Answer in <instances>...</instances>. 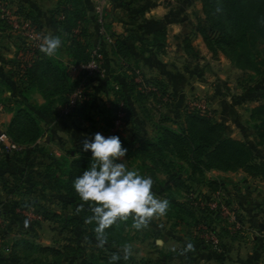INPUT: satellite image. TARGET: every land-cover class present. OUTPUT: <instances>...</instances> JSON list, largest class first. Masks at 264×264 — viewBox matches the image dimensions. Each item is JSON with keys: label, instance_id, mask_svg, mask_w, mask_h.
<instances>
[{"label": "rangeland", "instance_id": "374dc122", "mask_svg": "<svg viewBox=\"0 0 264 264\" xmlns=\"http://www.w3.org/2000/svg\"><path fill=\"white\" fill-rule=\"evenodd\" d=\"M101 1H103L102 18L108 17L111 21H116L122 29L120 34L115 35L127 47L130 64L138 66L140 74L147 79L158 78L164 82L166 76L163 74L167 72L163 69L164 61L163 64L157 65L160 61H152L154 55L149 57L150 54L156 55V51L152 48L144 52L138 50L141 46L139 42L149 38L153 29L161 28L147 13L150 10H159L162 13L160 18L171 19L172 23L185 22L184 36L189 37L194 48V56L188 55L184 59L177 58L178 60L175 57V62H169L170 66L167 69L170 73L171 69L182 71L186 78L182 83L184 86H178L179 94L171 91L173 102H157L158 99L148 98L143 99L138 105L133 100V93L127 90L132 86L128 83L129 65L123 68L119 59L112 56L110 49L102 42L100 45L105 55L104 75L88 78L84 87L87 93L85 98L89 99L87 117L68 116L67 112L55 120H50L38 114L42 134L39 143L48 152L55 156L74 155L78 149L83 148L82 142L85 139L93 138L97 132L106 137L115 130L127 139L129 147H133L138 140L155 134L158 118L165 116L180 121L184 109L188 107L201 111V108L195 105L199 103L204 106L202 111H209V115L214 119H224L228 116L226 120L230 130L228 133L248 144L257 158H264V146L256 144L253 122L249 117V110L261 102L259 97L264 96V64L257 74L241 71L225 60L221 54L213 57L206 52L204 46L200 49V41H196L195 36L196 19L201 16L198 0H122V3H112L109 0H0V132H4L10 112L2 105L10 106L13 98L31 107L33 102H42L41 96L36 92H30L27 97L19 94L20 85L16 83L18 78L15 70L31 55L30 51L40 50L39 45L44 36L61 38L62 46L57 52L59 57L69 64L70 57L66 52L68 35L63 31L65 21L62 20L63 16L59 11L56 14V10L61 9L65 14L75 8L81 10L87 33V36L82 38V42L87 41L89 46L94 43L95 46L98 44L96 5ZM105 24L110 29V23L106 21ZM66 25L68 26V23ZM77 30L75 28L73 33H77ZM110 31L112 34L115 32L111 29ZM167 42L173 47L174 39L171 35ZM172 51L175 49L169 50ZM139 56L143 58L139 60ZM154 62L155 69L152 68ZM203 70L202 75L196 77L198 72ZM68 73L72 78L76 77V73L70 71ZM198 79L208 85L206 86L208 92L204 93L205 90L198 89L195 83ZM2 81H5L10 88ZM115 85L118 86L117 90L114 88ZM147 88L148 86L138 90L147 92ZM120 93H124L132 113V121L127 126L121 124L120 128L114 127L113 124L108 127L112 114L111 103L115 102L116 94L120 95ZM5 97L7 99H4L3 104L2 98ZM180 97L181 99H178ZM59 107L57 105L56 108ZM121 107L119 103L118 108ZM33 111L37 114L35 109ZM137 156L124 157L120 162L129 170H136L142 176L148 177L143 170L135 167L137 161L134 158ZM43 162L45 160L40 155L33 153L31 166L34 170H39ZM11 172H14L11 165L0 163V255L5 256L9 252L5 247H10L19 239H26L40 246H70V249L63 250L64 255L60 259V264H73L77 260L74 252L80 255L88 252L78 227L71 230L70 225L65 224L66 216L73 212L69 205L62 208V203L67 199L61 194L48 191L43 192L39 197L35 195L38 192L29 197L22 196L18 192L9 194L3 188L1 181L4 180L8 186H12ZM237 174L241 178H238ZM157 177L161 178L159 175ZM204 178L215 180L213 185L216 187L211 190L212 192L206 191L208 188L204 184L190 182L188 186L191 189L187 190L188 192L179 189L174 196L179 200L192 198L198 209H201V206L203 209L205 206L208 207L207 203L210 202L208 199L213 196L212 201L230 205L236 214L240 229L234 231L231 223L224 217L218 215L211 217L199 211H194L192 217L188 216L183 221L172 216L168 218L164 215L155 216L145 228L137 230L133 225L124 228V236L128 239L127 244L132 246L131 257L136 264H140L142 259L149 263L171 264H264V187L256 178L249 177L242 171L210 172L204 174ZM164 180L168 182L167 178ZM26 181L28 179H25ZM163 187V183L160 185L158 180H153L152 192L159 199H163L166 195L163 193ZM174 191L176 192V189ZM34 196H37L35 204L55 212L57 218L43 219L40 216L37 219L38 205L31 204ZM167 212L173 213L169 208ZM193 220L205 222L207 230L218 238L219 244L213 246L208 241H204L197 229L200 227L196 228ZM189 241L194 244L195 250L182 254ZM121 248L118 247V250ZM255 253L261 255L254 257ZM42 256V253L30 252L23 262L30 264V258L37 259Z\"/></svg>", "mask_w": 264, "mask_h": 264}, {"label": "trees", "instance_id": "16d2710c", "mask_svg": "<svg viewBox=\"0 0 264 264\" xmlns=\"http://www.w3.org/2000/svg\"><path fill=\"white\" fill-rule=\"evenodd\" d=\"M109 1L122 3V0ZM198 2L201 16L196 19L195 33L200 36L210 56L215 57L221 54L236 69L259 73L261 65L264 64V0H198ZM56 11V14L58 11L62 14V20L65 21L63 31L68 35L66 36L68 39L66 52L70 57L69 64L85 62L89 58V52L94 43L89 46L87 41L82 42V38L87 36L83 12L77 8L66 14L61 9ZM102 26L111 37V43L103 42L110 49L111 55L119 59L123 68L129 65L128 83L132 86L127 90L133 93V100L138 105L143 99L148 98L158 99L157 102L170 103L173 101L172 92L168 91L166 84L158 78L147 79L142 76L138 66L130 64V56L125 44L121 43L114 33L112 34L105 23H102ZM75 28L78 29L77 33H73ZM97 36L99 44H102L103 38L100 35ZM139 43L141 45L139 52L152 48L156 53H161L166 44L165 31L155 28L149 38ZM181 43L183 52L191 57L194 56V48L187 35L182 37ZM100 47L102 49V45ZM30 52L31 55L27 60L20 63L15 70L18 78L16 83L20 85L19 94L23 97H27L30 92H36L41 96L42 102H33L31 107L13 98L10 106L2 105L11 112V117L3 131L12 142L20 146L19 149L7 150L0 144L2 153L0 163L2 165L8 163L14 168L10 176L12 186H8L6 181L2 180L3 188L9 194L18 192L26 197L36 192L38 194L35 195L39 197L43 192L48 191L61 194L67 199L62 203V208L69 205L73 212L66 216L65 224L70 225L71 230L78 227L79 234L88 247V252L84 254L74 252L77 260L73 264H127V262L136 264L131 256L124 259L123 253L118 250V247H123L128 243L123 231L124 228L133 225L131 217L126 221H118L106 229L107 243L103 247L97 246L94 233L95 222L91 224L85 222L86 218L92 215L90 206L80 200L73 187V181L90 166L91 151H84L80 148L74 155L55 156L39 143L42 134L38 114L50 120L63 116L60 107L67 101L76 81L68 73L69 64L59 57L58 52L51 57L38 49ZM135 71L141 76L140 83L134 81ZM2 83L10 88L5 81ZM142 85L152 86L150 87L152 89L141 92L138 89L143 88ZM114 88L117 90L118 86L115 85ZM84 95H87L86 91ZM124 97V93L116 94L115 102L111 103L110 113L112 114L108 127L112 126L118 111L123 113L122 125H130L132 113ZM259 98L261 102L249 110V117L253 122L256 144L264 146V96ZM4 99L7 98H2L3 104ZM88 101L89 99L85 98L74 104L67 113L68 116L87 117ZM119 103L121 108H118ZM57 105L60 106L58 109ZM34 109L37 114L33 111ZM182 114L180 121L171 120L165 116L158 118L155 134L138 140L133 147H129V142L118 130L110 132L106 137L119 136L122 146L128 150L125 157L131 158L138 155L134 158L137 161L135 167L143 170V173L150 176L152 180H158L160 185L164 184L163 193L166 195L163 199L168 200L169 209L173 212L172 214L167 212L165 217L172 216L183 221L188 216L192 217L194 211L214 217L217 216L216 212L208 207L205 206L203 209L201 206V209H198L192 198L179 200L174 194L176 195L179 189L181 191L191 189L188 186L190 182L204 184L209 191L214 190L215 180L204 178V174L209 170L242 171L247 176L258 178L264 183V158H257L252 148L244 141L229 136L223 123L212 118L209 111L188 107ZM33 153H37L45 160L39 170H34L31 166ZM155 173L166 175L170 184L166 183V180L156 178ZM25 179H28L27 183ZM37 196H34L31 204L38 205L35 204ZM81 204H83V209L77 212ZM36 212L43 219L57 218L55 212L43 209L39 205ZM193 225L196 228L200 227L197 228L200 232L201 227L206 228L205 222L199 220L195 222L193 220ZM5 249L9 252L5 256L0 255V264H24L23 261L30 255V252L43 255L42 258H30V264H60V259L64 255L63 250L70 249V246H40L26 239H19ZM114 253H119L120 259L112 262L110 258ZM140 264L171 263H149L142 259Z\"/></svg>", "mask_w": 264, "mask_h": 264}, {"label": "clouds", "instance_id": "9594fccd", "mask_svg": "<svg viewBox=\"0 0 264 264\" xmlns=\"http://www.w3.org/2000/svg\"><path fill=\"white\" fill-rule=\"evenodd\" d=\"M61 46L59 36H44L39 45L40 50L49 57L54 56ZM82 143L84 151H91V164L74 179L73 187L80 200L90 206L92 215L85 222H95L98 247L107 243L106 229L118 221H126L131 217L133 227L139 230L147 227L153 217L167 213L169 202L154 195L152 178L129 170L120 162L128 150L122 146L119 136L105 137L97 132L93 138L85 139ZM82 209L83 204L78 206L77 212ZM194 250V244L189 241L182 254ZM120 251L124 259H128L132 246L125 244ZM119 259V253H114L110 258L112 262Z\"/></svg>", "mask_w": 264, "mask_h": 264}, {"label": "built area", "instance_id": "2783aa9c", "mask_svg": "<svg viewBox=\"0 0 264 264\" xmlns=\"http://www.w3.org/2000/svg\"><path fill=\"white\" fill-rule=\"evenodd\" d=\"M102 5L103 1H101L99 4L96 5V21L99 24V27L97 28V33L100 35L103 39L102 42L105 43H111V37L105 32L103 26H102ZM31 36V34H30ZM100 41H98V44L93 46L90 49L89 52V58L85 62L81 63H75V64H69L68 65V71L76 73V77H73L76 81L75 87L73 88L72 92L68 95L67 101L60 107L61 113H67L71 110V108L74 106V104L81 102L83 99H85L84 95V87L86 85V80L88 78L92 77H103L104 75V54L100 47ZM136 75L134 78L135 82L140 83L141 76L139 72L135 71ZM72 77V76H71ZM142 87H146L142 85ZM152 86H149L147 89ZM192 105V103H189ZM197 107L201 108V111L203 110L204 106L199 103H195ZM123 119V113L121 111H118L115 115V118L113 120V126L120 128L122 124ZM0 144L7 150L12 149H19L20 146L12 142L7 135L4 132H0ZM207 206L212 211L216 212L218 217H224L226 218L229 223H231L232 228L235 230L240 229V225L238 224L236 220V214L234 210L230 207V205L225 204L224 202H217L210 200L209 203H207ZM36 218L39 219L40 216L36 214ZM202 231L200 232V236L204 241H208L213 246H217L219 244L218 238L209 230H207L204 227H201Z\"/></svg>", "mask_w": 264, "mask_h": 264}, {"label": "crops", "instance_id": "0c3cea01", "mask_svg": "<svg viewBox=\"0 0 264 264\" xmlns=\"http://www.w3.org/2000/svg\"><path fill=\"white\" fill-rule=\"evenodd\" d=\"M200 13H199V15H201ZM147 14L150 17H153V19L156 21L158 27H161L160 29H164L165 30V33H166V44L164 46L163 52L157 53L156 55L155 54H150L149 57H152L154 55V58L152 59V61H155V60L160 61V63L158 62L157 65L163 64L162 63L163 61L165 62V65H163V69L165 71H167V72L165 74H163L164 76H166L165 80H163V81L166 84L167 89H169V91H172L175 94H179L178 92L180 90L178 89V86L179 87L184 86V84L182 85V83L186 80L185 74L182 71L180 72L178 69H171L172 72L170 73V72H168L167 69H169V66H170V63L169 62H173V61L175 62V57H176V59L177 58L178 59H184V58H186V56H188V55H186L183 52V50H182V43H181L182 37L185 34L184 33V30H183V28L186 26L185 25V22H182V23H179V22L172 23L171 19H166L165 17L164 18H160L162 16V13L159 10H150L149 13H147ZM102 19H103L104 23H106V21H108L110 23V29L112 31H115L114 34H120L122 32V29L119 27V25L116 23V21H111L108 17H105V18L103 17ZM181 28H182V30H181ZM181 33H182V35H181ZM170 35L174 39L173 47H172V45L169 46L168 45L169 42H167V40L169 39V36ZM195 36H196V41H198V42L200 41V46L199 47L201 49V46H204V44H203V42H202V40H201V38H200L199 35L196 34ZM172 48H174L175 51L169 52V50L172 49ZM204 48H205V46H204ZM205 50L210 55V53L207 51L206 48H205ZM172 53H173V55L171 56ZM202 53H205V52H202ZM142 58H143V56H139V60L142 59ZM225 60H227V59H225ZM187 61H188V59H187ZM154 64H155V62L152 64V68L153 69H155L154 68ZM157 65H155V66L157 67ZM187 71L185 70V72H187ZM203 72H204V70L201 71L200 73L198 72V75L196 77L199 78V76L202 75ZM198 80H200V79H198ZM198 80L195 81V83L199 87L198 89L201 88V91H204L205 90L204 93L208 92L209 90H206L207 89L206 86H208V85L204 84L203 80H200V82ZM87 83H89V82H87ZM194 89H195V86H194ZM175 99H177V97H175ZM178 99H181V97L178 98ZM171 102H173V101H171ZM8 115L9 116L7 117V120L6 121H9V119L11 117V112H8ZM227 117L228 116H225L224 119H222V118H216V119L218 121H221L223 123L226 133L229 136L234 137V136H232L231 133H228L230 130H229L228 124L226 123V120L228 119ZM237 139H239V138H237ZM210 172L211 173L212 172L218 173V172H222V171L209 170L205 174L210 173ZM155 174H156V178H158L157 175H159L161 177V178H158L160 180H164V179L167 178V176L164 175V174H162V173H155ZM237 177L238 178H241V176H239V174H237ZM256 179H257V182H259L260 185H262L264 187V183L261 180H259L258 178H256ZM167 183L170 184V181L168 180ZM206 191H209V190L207 189ZM210 192H212V191L210 190ZM212 198H213V196L211 198H209L208 200H212ZM254 255H255L254 257H256V256H260L261 254H256L255 253ZM262 257H263V254H262Z\"/></svg>", "mask_w": 264, "mask_h": 264}]
</instances>
